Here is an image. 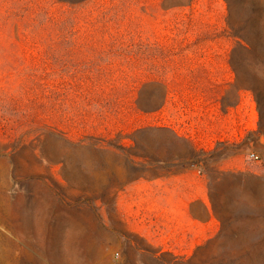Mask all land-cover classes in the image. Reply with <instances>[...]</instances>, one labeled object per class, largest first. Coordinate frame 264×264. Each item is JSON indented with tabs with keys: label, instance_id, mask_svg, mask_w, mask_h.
<instances>
[{
	"label": "rangeland",
	"instance_id": "1",
	"mask_svg": "<svg viewBox=\"0 0 264 264\" xmlns=\"http://www.w3.org/2000/svg\"><path fill=\"white\" fill-rule=\"evenodd\" d=\"M71 1L0 0V264H264V0Z\"/></svg>",
	"mask_w": 264,
	"mask_h": 264
},
{
	"label": "trees",
	"instance_id": "2",
	"mask_svg": "<svg viewBox=\"0 0 264 264\" xmlns=\"http://www.w3.org/2000/svg\"><path fill=\"white\" fill-rule=\"evenodd\" d=\"M58 1H66V2H69V3H74L75 1H71V0H58Z\"/></svg>",
	"mask_w": 264,
	"mask_h": 264
},
{
	"label": "crops",
	"instance_id": "3",
	"mask_svg": "<svg viewBox=\"0 0 264 264\" xmlns=\"http://www.w3.org/2000/svg\"><path fill=\"white\" fill-rule=\"evenodd\" d=\"M187 215V213L186 212H184V214L182 213V216H186Z\"/></svg>",
	"mask_w": 264,
	"mask_h": 264
},
{
	"label": "built area",
	"instance_id": "4",
	"mask_svg": "<svg viewBox=\"0 0 264 264\" xmlns=\"http://www.w3.org/2000/svg\"><path fill=\"white\" fill-rule=\"evenodd\" d=\"M251 156H256L254 153H251Z\"/></svg>",
	"mask_w": 264,
	"mask_h": 264
}]
</instances>
